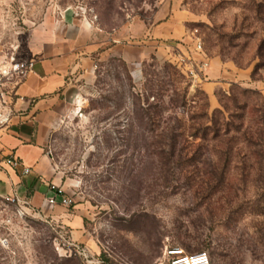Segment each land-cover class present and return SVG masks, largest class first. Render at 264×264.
<instances>
[{
  "label": "rangeland",
  "instance_id": "rangeland-1",
  "mask_svg": "<svg viewBox=\"0 0 264 264\" xmlns=\"http://www.w3.org/2000/svg\"><path fill=\"white\" fill-rule=\"evenodd\" d=\"M159 5L0 0V38L34 60L27 43L42 23L54 39L83 26L121 31L128 44ZM179 9L186 42L144 59L139 76L122 60H96L50 135L45 151L71 201L63 207H76L84 236L9 206L0 264H166L174 247L206 252L211 264H264V0H180ZM204 61L216 73L198 79Z\"/></svg>",
  "mask_w": 264,
  "mask_h": 264
},
{
  "label": "crops",
  "instance_id": "crops-1",
  "mask_svg": "<svg viewBox=\"0 0 264 264\" xmlns=\"http://www.w3.org/2000/svg\"><path fill=\"white\" fill-rule=\"evenodd\" d=\"M179 2L160 0L148 23L131 27L132 37L136 40L128 44L121 40V31L117 35L98 33L82 26L75 37L67 34L54 39L51 33L47 34L45 23L35 29L34 45L30 40L27 43L28 52L30 50L36 57L34 70L18 87L8 119L0 124V198L15 197L18 206L26 205L55 223L60 221L71 226L76 239L84 236L83 223L75 206L69 211L48 202L56 196L52 187H59L58 174L45 151L50 135L62 117L64 104L79 92L81 85L76 82L92 83L96 60H122L132 75L139 76L144 59L162 55L171 43L189 39ZM207 70L209 76L216 73L212 66ZM227 73L234 79L240 77L235 72ZM245 78L242 75V79ZM208 95L211 97L212 94L208 92ZM8 156L30 169V173L22 174L21 168L6 166L4 161Z\"/></svg>",
  "mask_w": 264,
  "mask_h": 264
},
{
  "label": "built area",
  "instance_id": "built-area-1",
  "mask_svg": "<svg viewBox=\"0 0 264 264\" xmlns=\"http://www.w3.org/2000/svg\"><path fill=\"white\" fill-rule=\"evenodd\" d=\"M17 29V28H16ZM19 34V28L17 32ZM196 51L202 52L201 42L195 41ZM35 60L27 54L24 55L19 46L13 42L3 41L0 38V124L8 119V112L14 97L17 94L18 87L25 81L30 73L34 70ZM208 68L206 61L202 62L199 67L198 79L204 78V71ZM193 74L192 72H190ZM6 166L17 169L21 168L22 174H29L30 169L22 167L20 162L12 156H8L4 161ZM55 192V198L49 199V203L61 206H70L71 201L66 198L63 191L59 188L52 187ZM17 206L18 200L15 197L7 196L0 198V212L9 206ZM163 262L166 264H211L206 252L195 254H186L181 248H165L163 252Z\"/></svg>",
  "mask_w": 264,
  "mask_h": 264
},
{
  "label": "trees",
  "instance_id": "trees-1",
  "mask_svg": "<svg viewBox=\"0 0 264 264\" xmlns=\"http://www.w3.org/2000/svg\"><path fill=\"white\" fill-rule=\"evenodd\" d=\"M174 147H175V145H174V144H171L169 155L174 156V153H175V152H174ZM163 153H164V151L161 150V154H163Z\"/></svg>",
  "mask_w": 264,
  "mask_h": 264
}]
</instances>
